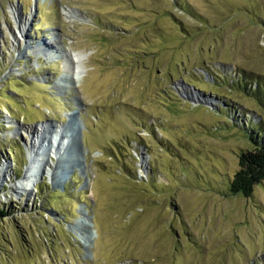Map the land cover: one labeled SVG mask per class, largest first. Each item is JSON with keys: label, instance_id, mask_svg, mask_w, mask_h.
I'll return each mask as SVG.
<instances>
[{"label": "rangeland", "instance_id": "rangeland-1", "mask_svg": "<svg viewBox=\"0 0 264 264\" xmlns=\"http://www.w3.org/2000/svg\"><path fill=\"white\" fill-rule=\"evenodd\" d=\"M38 44L84 56L79 88ZM255 82L264 0H0V264H264V181L229 193L264 126ZM43 126L65 147L20 194Z\"/></svg>", "mask_w": 264, "mask_h": 264}, {"label": "bare ground", "instance_id": "bare-ground-1", "mask_svg": "<svg viewBox=\"0 0 264 264\" xmlns=\"http://www.w3.org/2000/svg\"><path fill=\"white\" fill-rule=\"evenodd\" d=\"M62 15L64 18L68 20L77 18L74 11L72 12L69 9H64ZM22 26L19 29V32L21 36L23 33L26 36ZM45 44L52 45L51 42L50 43L45 42ZM34 48L37 49L36 51L34 50L36 53L37 51H41L42 53V49H45L42 45H39V44L34 46L33 49ZM43 53L49 56L51 59H55V58L63 59L64 58L69 66L71 74H68V73L64 75L62 74V77H61V80H66L67 84H62L61 83L62 81H60L57 84V88L59 91L64 92L65 90H69V86L67 85H70V88H79L81 86L82 78L85 72V67H83V59H84L83 55L62 54V52H59L58 56L57 55L55 56L53 53H50L48 49L47 50L45 49V51L43 50ZM50 128L52 129V127H49V126H43V127L38 128L39 129L38 132L34 131L35 136L33 137V139L32 140L30 139L31 142H33V146L29 149L30 154L28 156V159H30V165L27 167L25 171L26 174H24L25 176H23L21 181L17 182L16 185L14 184L16 192L20 194L22 193L28 194L30 193V191H32L35 188L38 182V173L39 171H41V169L43 171L46 169L45 164H48V157L49 158L51 157V155L53 154V151L58 146L65 147V144L63 143L62 139L68 138V136L66 137L65 135L68 133L66 130V127L57 128V130H53V131L51 130V132L49 130ZM80 130L81 129H79L78 132H75L72 136V140L74 144L79 145L81 142ZM46 143H48L49 145H46ZM68 151L71 152L70 147L66 148V153ZM46 159H47V162H46ZM64 161L68 167H70L71 169L74 168L73 167L74 164L73 162L70 161V158L66 157ZM79 214L81 215L80 220H78L74 224V228L76 229V231H78V237H76L75 239L83 243L85 248L89 249L93 247V242H94V238H96V233L93 232L92 230L93 224L90 221L91 217L88 216V213L86 211L81 210Z\"/></svg>", "mask_w": 264, "mask_h": 264}, {"label": "trees", "instance_id": "trees-1", "mask_svg": "<svg viewBox=\"0 0 264 264\" xmlns=\"http://www.w3.org/2000/svg\"><path fill=\"white\" fill-rule=\"evenodd\" d=\"M256 83V82H255ZM258 99L264 101V85L256 83ZM259 96V95H258ZM250 125L247 127L248 140L252 144V150L241 153L238 156V170L229 182V193L231 195L241 194L245 198L251 197L253 188L264 181V126ZM0 211V217L4 216Z\"/></svg>", "mask_w": 264, "mask_h": 264}]
</instances>
